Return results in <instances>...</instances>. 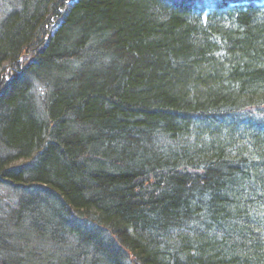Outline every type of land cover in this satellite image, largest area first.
<instances>
[{
  "label": "trees",
  "instance_id": "16d2710c",
  "mask_svg": "<svg viewBox=\"0 0 264 264\" xmlns=\"http://www.w3.org/2000/svg\"><path fill=\"white\" fill-rule=\"evenodd\" d=\"M0 264H264V0H0Z\"/></svg>",
  "mask_w": 264,
  "mask_h": 264
},
{
  "label": "rangeland",
  "instance_id": "374dc122",
  "mask_svg": "<svg viewBox=\"0 0 264 264\" xmlns=\"http://www.w3.org/2000/svg\"><path fill=\"white\" fill-rule=\"evenodd\" d=\"M209 0H207V2H208ZM211 1V0H210Z\"/></svg>",
  "mask_w": 264,
  "mask_h": 264
}]
</instances>
